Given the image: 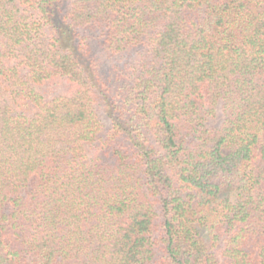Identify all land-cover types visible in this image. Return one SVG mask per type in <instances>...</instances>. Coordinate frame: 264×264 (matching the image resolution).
<instances>
[{
  "label": "trees",
  "instance_id": "obj_1",
  "mask_svg": "<svg viewBox=\"0 0 264 264\" xmlns=\"http://www.w3.org/2000/svg\"><path fill=\"white\" fill-rule=\"evenodd\" d=\"M0 264H264V0H0Z\"/></svg>",
  "mask_w": 264,
  "mask_h": 264
},
{
  "label": "rangeland",
  "instance_id": "obj_2",
  "mask_svg": "<svg viewBox=\"0 0 264 264\" xmlns=\"http://www.w3.org/2000/svg\"><path fill=\"white\" fill-rule=\"evenodd\" d=\"M219 122V119L215 120V123H218Z\"/></svg>",
  "mask_w": 264,
  "mask_h": 264
}]
</instances>
